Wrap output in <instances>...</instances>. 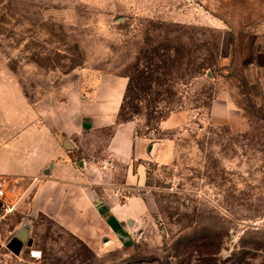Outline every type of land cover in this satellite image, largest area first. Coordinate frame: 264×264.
Returning a JSON list of instances; mask_svg holds the SVG:
<instances>
[{
  "label": "rangeland",
  "instance_id": "rangeland-1",
  "mask_svg": "<svg viewBox=\"0 0 264 264\" xmlns=\"http://www.w3.org/2000/svg\"><path fill=\"white\" fill-rule=\"evenodd\" d=\"M154 48L205 69L172 89L187 124L164 131L134 117L138 136L175 143L170 164L139 160L115 174L127 186L115 201L134 200L135 239L93 248L43 213H6L12 200L0 199V264H264V0H0V108L16 88L44 107L87 72L137 75ZM220 91L242 110L238 130L208 120ZM24 226L27 240L12 248Z\"/></svg>",
  "mask_w": 264,
  "mask_h": 264
},
{
  "label": "crops",
  "instance_id": "crops-1",
  "mask_svg": "<svg viewBox=\"0 0 264 264\" xmlns=\"http://www.w3.org/2000/svg\"><path fill=\"white\" fill-rule=\"evenodd\" d=\"M254 50V45L246 47L247 63ZM127 85L124 75L92 71L46 98L44 107L30 102L19 88L1 100L0 199L12 200L7 207L43 213L93 248L135 239L140 222L134 218V200L115 201V193L127 188L115 184V174L139 160L170 164L175 143L150 142L137 135V122L119 121ZM242 118L236 101L220 91L209 108V122L238 130ZM188 120V112H174L160 129L174 130ZM90 139L99 149L92 150ZM140 179L146 180L145 170Z\"/></svg>",
  "mask_w": 264,
  "mask_h": 264
},
{
  "label": "trees",
  "instance_id": "trees-1",
  "mask_svg": "<svg viewBox=\"0 0 264 264\" xmlns=\"http://www.w3.org/2000/svg\"><path fill=\"white\" fill-rule=\"evenodd\" d=\"M221 41L222 37H220V44ZM213 52L218 56L222 53L216 47ZM150 54V58L144 57L145 60L134 67V72L137 75H124L128 78V85L119 112V121H135V116L144 115L148 128L152 122L158 124L159 128L160 123L170 114L184 110L180 101L173 102L172 89L178 84V80L183 79L186 74L189 75L188 71L191 72L193 78L196 77L195 74L201 75V71L205 68L204 64L190 68L188 64L190 62L184 64L177 59L171 60L166 52H161L157 48L152 49ZM206 67H210V64L207 63ZM207 246L209 253L216 254L221 246V241L217 238L212 239ZM11 247L16 248L13 245ZM196 248L201 249V245L197 244Z\"/></svg>",
  "mask_w": 264,
  "mask_h": 264
},
{
  "label": "built area",
  "instance_id": "built-area-1",
  "mask_svg": "<svg viewBox=\"0 0 264 264\" xmlns=\"http://www.w3.org/2000/svg\"><path fill=\"white\" fill-rule=\"evenodd\" d=\"M104 168H106V165H104L103 166ZM13 210V208H9V207H6V210H5V212L6 213H9V212H11ZM1 216H0V220H1ZM262 222V220L261 221H257V222H253L252 223V227L254 226L256 229H260L261 228V223ZM30 257L32 258V259H34V260H39V259H41L42 258V251H40V250H38V249H35V248H32L31 250H30Z\"/></svg>",
  "mask_w": 264,
  "mask_h": 264
},
{
  "label": "water",
  "instance_id": "water-1",
  "mask_svg": "<svg viewBox=\"0 0 264 264\" xmlns=\"http://www.w3.org/2000/svg\"><path fill=\"white\" fill-rule=\"evenodd\" d=\"M3 204L0 202V207H2ZM28 233H29V228L28 226H24L23 228H21L17 234H16V239H18V241L21 243L25 242L28 238ZM28 246L31 247L32 246V240L28 241ZM21 248V246L18 247L17 250H19Z\"/></svg>",
  "mask_w": 264,
  "mask_h": 264
},
{
  "label": "flooded vegetation",
  "instance_id": "flooded-vegetation-1",
  "mask_svg": "<svg viewBox=\"0 0 264 264\" xmlns=\"http://www.w3.org/2000/svg\"><path fill=\"white\" fill-rule=\"evenodd\" d=\"M12 245L17 248V247L21 246V243L19 241H14V243Z\"/></svg>",
  "mask_w": 264,
  "mask_h": 264
}]
</instances>
